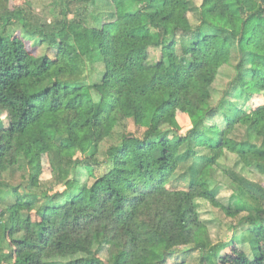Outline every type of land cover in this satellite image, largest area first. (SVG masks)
Segmentation results:
<instances>
[{
  "label": "trees",
  "instance_id": "trees-1",
  "mask_svg": "<svg viewBox=\"0 0 264 264\" xmlns=\"http://www.w3.org/2000/svg\"><path fill=\"white\" fill-rule=\"evenodd\" d=\"M99 3V24L78 17ZM202 7L208 18L200 10L195 26L193 0H61L55 19L39 24L21 8L0 15V251L4 241L10 248L0 264H219L230 243L240 245L234 264H264V187L244 174L264 176V104H246L264 96V0ZM32 42L46 52L31 54ZM151 49L161 51L155 63ZM233 62L234 78L211 105L219 71ZM88 65L96 80L87 82ZM185 101L203 110L190 130L156 127ZM129 122L143 137L119 135L106 171L80 183ZM46 155L62 191L42 189ZM220 172L233 191L228 205ZM201 201L239 218L230 240L209 243ZM191 221L195 243L185 249Z\"/></svg>",
  "mask_w": 264,
  "mask_h": 264
},
{
  "label": "rangeland",
  "instance_id": "rangeland-1",
  "mask_svg": "<svg viewBox=\"0 0 264 264\" xmlns=\"http://www.w3.org/2000/svg\"><path fill=\"white\" fill-rule=\"evenodd\" d=\"M103 3H106L104 1ZM194 5L198 9V12H192L189 15V19L193 26L197 25V20L199 16V11L201 10L206 18H208L204 7H202L203 0H193ZM61 0H0V15H4L9 11L17 10L18 8L23 9L27 16L33 20V22L36 24L42 23L44 21H47L48 23H51L56 15H58V10L60 9ZM102 8V6H101ZM86 8H83L80 10V16L84 18V20L87 21V23L90 24V26H95L99 24L98 21H96L95 15L100 9V3L98 6H89L86 10ZM104 9V4H103ZM105 12H111V8L108 7L104 10ZM72 19V16L69 17ZM79 19V18H78ZM1 29V27H0ZM6 31L8 33H12L15 35H20L21 28L19 25H10L7 27ZM28 49L31 54L33 55H41L44 54L45 48H41L38 45H35L34 42L28 43ZM161 57V51L156 49L150 50V60L152 63H155L158 61ZM234 64L224 66L219 71V75L217 77L216 82L213 85V100L211 102V105H215L218 103V101L222 98L225 90L228 87V84L235 76V70H234ZM85 80L91 81L96 80V74L92 71L90 66L88 65L86 67V70L84 72ZM247 106L251 108L258 107L260 105L264 104V96L259 95L253 97L249 102L246 103ZM203 110L198 109L197 107L193 106L189 102L185 101L183 105L176 108L174 111H172L168 115L160 116L157 119L156 127L160 130L165 129H171L174 128L180 132V134H185L188 130H190L193 125L197 122V120L202 116ZM3 119L4 125L8 126L9 120L7 114H3L1 116ZM209 123V121H207ZM145 130L135 127L132 122H129L127 124V129L123 130L122 128L117 129L115 136L111 139L106 140L103 142L100 146V152L98 156V160L101 162L99 166H95L94 169V176H91L88 172L85 170H82V175L80 178V183H88L91 184L95 178L102 175L106 169L105 166L102 164L106 159V152L112 145H116L119 143L120 138L119 135L125 134H132L137 137H143ZM76 158L83 159L85 158L83 155L80 154V152L76 153ZM234 158L233 156L230 157L229 160L224 162V165L227 168H232L234 165ZM42 165H43V174L41 176V183H42V189L48 190L49 194L53 193L54 191H62L64 188L62 186H57L54 181V175L52 170V165L50 163V158L46 155L42 158ZM248 178L254 180L256 183L262 185L264 187V176L257 174L256 172H245L244 173ZM218 179L220 181V185L218 187V198L219 200L225 204L228 205L230 203L231 196L233 194V191L230 187V184L228 183L227 177L220 172ZM16 179L15 181H17ZM183 185V184H182ZM183 187V186H181ZM14 198L11 197L8 202L12 201ZM201 219L204 221L205 225L208 227V241L210 244H218L221 242H227L230 240L231 237H233L232 227L236 226L238 224L239 218H229L227 217L224 212L218 208H215L211 206L207 202H200V208H199ZM4 219L7 220L9 217L8 215L3 216ZM197 231V226L194 222H190L187 224L184 228L183 232V238L184 241L182 243V247L185 249L191 248L193 244L195 243V234ZM237 234H239V231H237ZM240 241V240H238ZM239 243L237 245H233V243H230L227 245L226 248H224L217 257V262L219 264H234L238 252H239ZM10 248H8L7 243L4 241V244L2 245V249L0 251L1 254L9 253ZM104 259H106V255L103 256ZM156 256L151 253L150 259L151 262H155Z\"/></svg>",
  "mask_w": 264,
  "mask_h": 264
}]
</instances>
